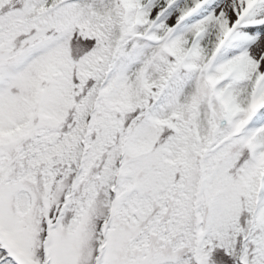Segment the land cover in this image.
<instances>
[{
    "label": "snow or ice",
    "instance_id": "snow-or-ice-1",
    "mask_svg": "<svg viewBox=\"0 0 264 264\" xmlns=\"http://www.w3.org/2000/svg\"><path fill=\"white\" fill-rule=\"evenodd\" d=\"M0 264H264V0H0Z\"/></svg>",
    "mask_w": 264,
    "mask_h": 264
}]
</instances>
